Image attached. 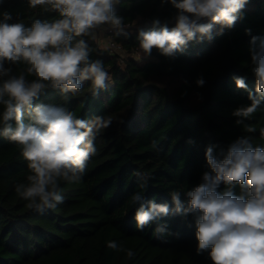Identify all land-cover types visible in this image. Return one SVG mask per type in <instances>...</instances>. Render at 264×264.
<instances>
[{"label": "trees", "instance_id": "16d2710c", "mask_svg": "<svg viewBox=\"0 0 264 264\" xmlns=\"http://www.w3.org/2000/svg\"><path fill=\"white\" fill-rule=\"evenodd\" d=\"M117 15L134 29L129 36L117 37L124 53L111 54L102 47L95 32L84 37L90 59L101 60L111 81L98 95L89 90L90 81L67 101L59 90L48 88L34 103L58 104L77 117L91 119L111 116L112 125L96 139L97 153L89 160L83 179L62 183L64 202L43 213L30 210L15 186L26 183L29 174L21 147L0 136V264H212L208 252H196L192 216L162 218L176 235L158 236L155 224L144 231L136 228V192L149 200L171 204L170 193L195 187L207 171L205 149L209 145L227 148L238 137L249 136L254 146L264 147V102L249 118L237 124L232 112L249 105L248 93L235 86L233 77L243 76L255 90L250 71V36H264V0H248L245 15L232 29L213 39L191 42L175 58L153 49L142 51L136 36L139 28H151L159 19L169 22L177 10L161 0H119ZM9 13L8 23L31 27L35 20L52 22L58 13L45 6H29V0H0V21ZM7 66V65H6ZM19 75L27 65H13ZM202 76L203 87L195 83ZM29 80L35 79L28 75ZM6 77L0 78V82ZM3 107L0 106V115ZM26 124L31 121L25 117ZM14 123V122H13ZM251 126L254 132H247ZM2 127V121H0ZM155 142V146H154ZM146 173L145 181L135 175ZM146 183L145 188L140 185ZM221 184L218 191H223ZM239 194L240 188H235ZM182 199L185 197L182 196ZM192 226L189 227L188 225ZM116 241L117 250L107 246ZM134 256L129 259L127 252Z\"/></svg>", "mask_w": 264, "mask_h": 264}, {"label": "clouds", "instance_id": "9594fccd", "mask_svg": "<svg viewBox=\"0 0 264 264\" xmlns=\"http://www.w3.org/2000/svg\"><path fill=\"white\" fill-rule=\"evenodd\" d=\"M119 0H29L32 8L45 6L46 11L58 13L52 22L35 20L31 27L23 23H8L12 18L3 14L0 21V136L19 145L27 162L26 183L15 186L20 198L30 210L43 213L64 202L62 183L74 184L83 179L89 160L97 153L96 139L113 123L111 116L91 119L77 117L58 104L34 103L46 89L59 90L65 101L75 96L90 81L89 90L98 95L111 81L101 60L90 59L91 36L102 26H108L117 37L128 38L125 19L117 15ZM176 10L169 22L159 19L152 27L139 28L136 39L144 55L153 49L161 55L175 58L189 43L212 40L217 25L220 32L232 29L244 18L248 0H161ZM250 71L255 77V90H250L243 76H234L238 89L247 91L249 105L239 106L232 115L236 123L251 117L264 102V36L251 34ZM27 65L19 75L13 65ZM7 65V66H6ZM28 75L35 79L29 80ZM198 87L206 83L202 76ZM27 117L31 122H24ZM14 122V123H13ZM247 132H254L245 126ZM264 138V128L260 129ZM155 146V142H154ZM207 171L201 182L190 190H174L168 202L157 203L142 192L131 197L136 211V228L144 231L155 224L158 236L176 235L162 220L179 215L185 220L192 216L195 224L196 252H208L212 264H264V147L254 146L249 136L238 137L227 148L209 145L205 149ZM147 180L146 173H135ZM221 184L223 191H218ZM240 192L236 194L235 188ZM140 187H146L142 183ZM182 196L185 199H182ZM189 227L192 225L189 224ZM107 246L117 250L116 241ZM131 259L134 253L129 250Z\"/></svg>", "mask_w": 264, "mask_h": 264}, {"label": "built area", "instance_id": "2783aa9c", "mask_svg": "<svg viewBox=\"0 0 264 264\" xmlns=\"http://www.w3.org/2000/svg\"><path fill=\"white\" fill-rule=\"evenodd\" d=\"M126 25L129 26L126 31H132L134 29V26L131 23H126ZM96 35L100 36L97 38L98 41L102 40L104 47L107 48L111 54L124 53L122 46L116 40L117 36L114 35L113 30L108 28V26L105 25L97 29L95 31V37ZM100 44L102 45L101 41Z\"/></svg>", "mask_w": 264, "mask_h": 264}, {"label": "rangeland", "instance_id": "374dc122", "mask_svg": "<svg viewBox=\"0 0 264 264\" xmlns=\"http://www.w3.org/2000/svg\"><path fill=\"white\" fill-rule=\"evenodd\" d=\"M96 37L99 38L100 36L96 35ZM100 41H101V43H102V45H103V41H102V40H100ZM100 41H99V42H100ZM122 55H123V56H126V53L124 52V54H122ZM142 56H144V54H143L142 52H141L140 54L137 55L138 58H141Z\"/></svg>", "mask_w": 264, "mask_h": 264}, {"label": "crops", "instance_id": "0c3cea01", "mask_svg": "<svg viewBox=\"0 0 264 264\" xmlns=\"http://www.w3.org/2000/svg\"><path fill=\"white\" fill-rule=\"evenodd\" d=\"M102 47H104V45H101Z\"/></svg>", "mask_w": 264, "mask_h": 264}]
</instances>
